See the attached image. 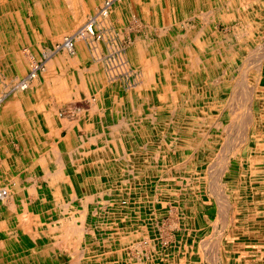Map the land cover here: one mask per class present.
<instances>
[{"label": "rangeland", "instance_id": "1", "mask_svg": "<svg viewBox=\"0 0 264 264\" xmlns=\"http://www.w3.org/2000/svg\"><path fill=\"white\" fill-rule=\"evenodd\" d=\"M41 1H43L41 2L43 4V6L41 7V9L43 8L41 19L45 21L44 23L41 22L40 17H38L35 13V9L37 7V2H35V0H0V102H2L4 98H7L8 94H11L12 91L18 88L19 84L34 70L35 66L37 67L38 65L43 64V61H46L44 56L46 51L49 52V50H57L56 47L58 45L60 46L65 37H69V35L71 36L72 34L67 33L68 36H66L67 34L63 35L62 33L60 34V37H55L58 31L62 28V25L60 26L62 22L57 21V15L52 9L51 3H49V1L47 3L44 0ZM87 1L88 0H86L85 2ZM104 1L106 2L108 0H92L93 9L91 8V12L88 17L86 16V20H89L90 16L92 18L94 15L103 10L105 6ZM127 1L128 6L123 13V21H121L120 19L122 15L120 16L119 11L118 13L113 12L110 19L108 21H104L108 23H105L106 27L103 24L104 22L101 23L102 25L100 24L104 33L99 32L95 39V41L98 42L101 47L98 59L104 57L103 61L106 64L108 75H113H111L112 79L107 82V84L109 85L106 86L104 83L95 80L93 82L92 89H94L95 93L100 94L101 99H103L102 92H107V90L109 93L107 92L106 94L112 95L113 100L122 101L120 99L124 97H126V99H132V101L128 99L126 103L124 102L125 107H120V110L122 108L123 111H126V113H124L125 118L127 119L126 121L133 124V132H130L128 134L131 141L134 137L135 142L139 143L140 147H133V150L131 151V146L129 148L127 147V150H125L124 147L119 144L114 145L113 143H110L111 146L109 148H107L105 151L100 152V154H97L98 156L108 158L107 160L114 158L119 159L121 158V155H126L124 154L126 151L128 156H126L128 163L126 165L122 164V166H115V168L113 169V172L116 173L123 171L122 176H120L119 174H115V176H113L115 189L112 188L113 184H109V179H111L112 175L108 172L107 168H102V170L99 171L100 174L93 177L94 185L92 186V190L89 188V184H93L91 183L92 181H87L84 189L78 188V186H76L77 183L75 182V171L79 168V164H82V167L84 169L83 171H90L89 167L93 164L94 166L96 165V158H93L92 155L91 158H89L85 153H89L90 150H96L97 147L96 145L90 144L92 149L90 147H82L77 151H69L68 156L70 158V163L68 164V166L66 165L64 167L66 168V174L64 178L66 180L65 184L67 188H76V190L74 191H76L77 195H79L80 198V200L77 201L69 197V193L67 194V192L62 188L61 182L56 183L52 181V183H47L46 180L35 181V179L32 178H35V176L44 178L43 173L45 172L46 164L40 166L33 165L32 168L34 173H32L30 176L18 175L17 179H19L17 182H19L21 178L20 181L22 182L21 184L25 189L24 191H26L27 188H31L35 190L36 193L39 194V196L36 197V195L38 194H32V196H30L32 197V200H27L25 197H17V199H15V201L11 203H15L14 205H16V207L14 210L19 211L15 214H13L14 212L12 213V211L9 213L7 212L6 218L0 220V264H264V75H262V70H264V0H243L240 2L241 5L238 4V2V5H236L235 2V8L230 7V5L228 4V2L230 3V0H211L212 4L210 6H207L208 8H206L204 0H181L179 1V4H177L176 0H160L155 1L157 2L156 6H152V0ZM101 2L102 4H100ZM158 2L160 3V5ZM246 2L247 6L245 5ZM142 4H144V6ZM165 6H167V8ZM95 8L98 9L96 10ZM161 8L164 10H162ZM149 11H151L150 14ZM248 11H251L252 14ZM207 12L209 15L207 14ZM148 14L152 18H149ZM115 18L119 20H116ZM126 18L127 23L124 22ZM205 18L206 21H204ZM152 19L155 20V23L154 21H150ZM112 20L114 22H112ZM115 20L117 22H115ZM149 22H151V24ZM237 26L241 28L239 30L237 29L238 31L241 30L240 33H238V31L236 30ZM250 27L253 29H251ZM201 31H204V35H201V38L199 37V40L195 41L194 37L196 36L197 38V35H199ZM161 33L165 34L162 35ZM184 33L188 35L191 33L193 40L189 39V37H184ZM214 36H216L218 40ZM175 37H177V44L173 45L171 44V40H173L172 38ZM204 37L206 38V40ZM227 38H229L230 40H226ZM207 40H209L208 43H211L208 44ZM241 40L242 42L239 43V41ZM201 42L207 43V46H204L205 50L201 49L202 47L199 46L200 44H202ZM156 45L158 46V48L156 47ZM128 47H130L131 49ZM136 47H139V49L142 47L143 49L145 48L146 53H148V55L150 56V58L152 57V59L155 56L154 51H156V53L160 52L159 54L161 55L163 61L164 59H167L163 62V64L160 60L156 62L154 59L152 60L149 57L142 58V61L140 55L135 51ZM188 47L193 48L192 50H195V52L197 53L196 54L194 52L195 55H198V57L201 56L202 59L211 58L210 62L202 61L200 63L202 64L201 67H199L200 65H198V69L196 68L195 72H191V67L188 68L186 59V49ZM182 48H184L183 51ZM223 48L224 50H226L224 51L225 53L223 55V59H225L226 62L224 64L218 63L217 65H220V67H218V69H216L215 71H212L214 74L210 78L202 75V67H207V69L212 70L215 67L214 60L216 62L221 61L218 57L219 53H217V51L219 52ZM14 50L17 51L15 52V55L17 54V57L14 56L15 60L10 61L9 54L13 53ZM63 50L60 51L63 52ZM161 50H163V52H161ZM234 50H236V52ZM29 52L31 53L32 59L28 63H26L27 65H25L24 68L21 64H19L20 59H22V63H24V58L27 57V53ZM132 52H134V55L131 54ZM175 52H177V55L175 54ZM59 53L60 52L56 54ZM126 53L129 55H126ZM90 55L93 56L91 53ZM132 55L134 57H132ZM171 56L173 58H171ZM95 57L97 58V56ZM135 59L137 60V63H135ZM35 60H37L36 63ZM129 60H131L132 62ZM175 60L177 61L176 63ZM33 62L36 65L33 64ZM173 64H175V68L173 67ZM210 64L211 67L209 68ZM91 66V61H89L88 64H84L81 59L76 64V67L80 69H85L86 67L89 68ZM76 67L72 74L76 73L79 70L76 69ZM166 67L168 69L167 71H164L166 70ZM258 67H261L260 73L258 72ZM173 69L175 70V72H173ZM143 70L146 72V74ZM161 70L164 74H166V77H162V79L157 77V75H163ZM38 72L40 74V69L38 70ZM172 74H174L175 76ZM185 74L187 77L185 76ZM146 75H148L149 77ZM168 75L170 78H168ZM224 79L227 80L223 81ZM143 81L146 83H143ZM187 81L189 82L187 83ZM149 82L150 85H147V83L149 84ZM160 83L163 84L161 85ZM209 83L212 84V87L210 91H207L208 93L206 92V94H210L211 91L213 92L218 90L221 85L224 89V87L228 83L234 84L233 91L231 90V86L230 88L226 86L225 90H227L228 92L223 96V99L225 98V100L223 101L222 99L221 101V99H216L215 97H213V99L211 98L209 105H206L205 107V105L199 103L197 99L200 98V95H205V86H209ZM134 84L137 85L135 86ZM140 85H144L142 87L143 89L139 87ZM170 85L171 87H169ZM82 87L83 86H80L79 89L76 90L79 96H76V98H70L67 101L68 103H65L64 105L62 104L55 106V108L57 107V109L61 110L60 113L63 118L68 119L69 122L78 123L80 128L77 130L80 132L84 130V126L88 122L87 119L82 118L81 115L85 113V110H90L89 107L91 106V104L88 103L90 102V100L88 99V95L85 91H83ZM138 88H140L141 90ZM145 90L147 91L145 92ZM261 90L263 91V93H259L261 92ZM151 91L154 96L152 95ZM155 94L159 96L164 94L166 99H160V96L159 101L158 99L156 101L157 97L155 96ZM170 94L172 95V97H169L171 96ZM173 96H175L174 98L176 99H174ZM146 97H150L151 99H147ZM191 97H194L195 99H192ZM172 98L174 101L172 100ZM150 100L151 102H149ZM160 100L163 102V104ZM158 104H162V106L167 107H174V105H177L176 108H178V110L180 111L179 113H177V115L181 116V120L179 119V116H174L171 119L172 121L169 120L170 117L166 112L158 110ZM130 105L133 106L134 109H138V111L140 110V105H142L144 109L143 113H138V111L130 112L128 110V107ZM2 106L3 103L0 104V110L3 109ZM188 106L189 108L193 107L194 109H196L195 112L187 113L186 108ZM126 107L127 109H125ZM210 116L213 119L210 118ZM208 117L209 119H207ZM182 119L184 120L182 121ZM211 120H214L215 123ZM96 121H98V119H96ZM111 121V115H109L106 119V122H108L109 124ZM114 121H118V119L116 118ZM208 121H210L211 123ZM189 123L194 125L195 128L193 129V131L185 134L182 133V130L184 131L186 129V125H189ZM1 125L2 124H0V141L2 143L4 141L9 142L8 135H6V133L2 130ZM197 125L200 127V130ZM163 128L165 130H163ZM144 129L148 131L144 132ZM176 129H179L181 133L178 134L177 132H179V130L175 131ZM149 131L151 132L149 133ZM175 132L177 134H175ZM199 133H201V136L199 135ZM97 134H99V132L95 131L89 136L91 138L95 137ZM186 134L187 136H185ZM146 137L147 139H145ZM175 137L179 138L177 139ZM186 137H188L189 139L191 137L193 141L201 140V137L203 139L201 143H198V146L188 149L186 147V144L183 143L187 139ZM108 139L111 140L110 135H108ZM104 140L105 137H100L99 143L101 144ZM175 141L177 143H175ZM10 146L20 150L15 145ZM38 146L42 147L41 143H37L36 147H32L34 148L33 150L29 149L30 152L28 153L31 154L32 151L33 156L38 157L36 158L37 160L40 158L38 155L39 152L40 156L42 155V157L43 154H45L43 147L40 150ZM110 150L112 151V153ZM158 151L160 152L158 153ZM155 152L156 154H153ZM21 153L22 151L20 150V153L18 154L21 155ZM139 153L141 155L140 186L145 185L147 189L153 183L157 188H159L160 186H166L165 190L168 194L171 191V195L169 197H163L160 193L155 191L152 195L145 198L146 196L144 193L142 194V196H140V212H133L131 210V200L121 196L127 194L130 197V195H132V187L137 185V183H135L133 179L136 169L131 159H135L136 154ZM157 153L158 155H160L159 157ZM162 153L165 155H163ZM18 154L17 157L20 158V155ZM195 155L198 157V160H193V158L196 157ZM251 155L252 157H255H253L254 160L252 159V157H249ZM129 156L132 158H130ZM161 156H164L163 158L165 160ZM177 156L180 158H177ZM71 158L73 161L71 160ZM142 158H144L145 160ZM189 158L191 160H189ZM168 160L170 162H168ZM239 160L241 162L240 164ZM177 162L178 164L179 162H181L182 164H177V166ZM75 163L77 165H75ZM213 163L215 165H213ZM249 163L251 164V166ZM205 168H209V170ZM48 169L49 171L54 172L56 171L57 166L54 163H50L48 165ZM37 170L41 171L39 173H36ZM193 171L195 172L193 173ZM198 171L199 176L196 174L198 173ZM84 177L83 179L86 180L87 177ZM125 177H130L129 179L133 180V182L121 185L120 183L122 182V178ZM25 178L32 179L26 181L22 180ZM148 180L151 181V185L148 183ZM177 181H179V184L177 183ZM186 182H189L190 184H187ZM214 185L215 190L213 189ZM235 185L239 186L237 187V191L235 190ZM1 186L8 187L7 184ZM51 191H58L60 192L59 195L65 196V208L68 209L66 210L69 211L72 216H75L77 214V218L75 217L77 219V233L73 237L74 241H71L72 243L68 242L67 245L61 242H59L58 244L56 238L45 240L50 244V255L41 258L40 255L34 254V248L42 246V244H40V241L44 240H41L38 236L39 232L41 228L47 225L51 219H57V214L59 212H52L51 208H49L44 213H42V208L41 210H38V208H36L37 210H35L34 206L40 204L42 197H47L48 203L52 204L55 199L53 198L54 195H52ZM102 194L104 195L102 196ZM22 195H24V192H22ZM9 198L8 200L4 201L5 204H7V202H10L11 197ZM42 201L43 204L46 203L44 199ZM1 202L2 201H0V205L2 204ZM191 202H193V204ZM216 203L219 205H216ZM23 204H29L27 206L29 211L31 212L29 213L31 214V216L27 214L28 209L23 208ZM186 205L189 206L187 207ZM218 207L221 208L219 209ZM48 211H50V220L46 215ZM95 211H98L99 214L94 213ZM73 213L76 214L73 215ZM109 215L113 217V220L111 219L108 221L107 217H109ZM0 217L3 216L1 215ZM198 220L199 227L193 226V222ZM110 221H112V223ZM109 225H113L116 227L118 226L119 228L123 229L124 242H118L116 246L112 247V243L110 244L111 239L109 236ZM89 229L90 232H88ZM93 230L97 232L96 235ZM85 231L88 232V235ZM92 231L93 233H91ZM35 237L40 239L38 243H35L36 241H38L35 239ZM191 239L197 241L196 245L192 243ZM56 243L57 245L55 246ZM93 245H96V247H94ZM74 252L78 253L75 254ZM245 252H247V254Z\"/></svg>", "mask_w": 264, "mask_h": 264}, {"label": "bare ground", "instance_id": "2", "mask_svg": "<svg viewBox=\"0 0 264 264\" xmlns=\"http://www.w3.org/2000/svg\"><path fill=\"white\" fill-rule=\"evenodd\" d=\"M46 3L49 1V3H51L52 5V9L55 11L56 15H57V21H60L62 22V24H60V26L62 25V28L61 30L58 31V33L56 34L55 37H60V34L63 33V35H66L67 33H72L71 36L69 35V37H65L64 41L63 40H60V41H63L60 46L56 47L57 50L55 51H50L47 52L44 54L45 56V59L46 61H43V64L41 65H38L37 67L35 66L37 60H35V63L33 62V64H35V68L34 70L19 84L18 88L14 91L11 92V94H8V97L7 98H4L2 100L1 103H3V109L0 110V124L1 127H2V130L6 133V135H8V138L12 141H15V140H18L20 142L21 145H25L27 143L31 144L30 148L33 147V146H37V143L39 141L42 142L43 144V148H44V151H45V154H43V157L42 155L40 156L39 155V159L34 160V164L35 165H44L46 164V168H45V172L43 173V176H44V179L47 181V183H52V181L54 182H61L62 183V188L67 192V194L69 193V197L73 200H80L79 198V195H77L76 191V188H73V189H69L66 187V180H65V169L64 168L66 165L68 166V164L70 163V158L68 156L69 154V151H77L79 149H81L82 147H87V146H90V144H97V142H99V138L100 137H105V140H104V146L101 147L99 146V148H97L96 150H90L89 153H85L88 155L89 158H91V155L93 156V158H96V165L94 166L91 165L89 167L90 171L86 170V171H83V167H82V164H79L80 166H78L79 168L76 169V173L74 174L75 177V182L77 183L76 186H78V188H82L84 189L85 188V185L87 184V181H92L91 183H93L92 185L89 184V188L92 190V186L94 185V179L93 177L94 176H97L99 173V171L102 170V168H107L108 172L112 175L111 179L110 180V183L109 184H113L112 188L115 189V185H114V180H113V176H115V174H119L120 176H122L123 174V171L119 172V173H116V172H113V169L115 168V166H119L122 164L123 165H126L128 163L127 161V153L125 151L124 154H126L125 156H122L121 155V158L119 159H109L107 160L108 158H105V157H102V156H98L97 154H100V152L102 151H105L107 148H109L111 145L110 143L116 145V144H119L121 145L122 147H124L125 150H127V147L129 148L131 146V151L133 150V147H140V144L135 142L134 140V137H133V140L131 141L130 137H129V133L130 132H133L132 131V127H133V124H131V122H128L126 121L127 119L125 118V115L124 113H126V111H123L122 108L120 110V107H125L124 105V102L126 103L127 100L129 98L126 99V97L124 98H121L120 100L122 101H117V100H113V96L111 95V99H112V105H111V108H110V112H111V116H112V121L106 126V129L108 130L107 132L105 133H100V135L98 136H95V137H89V136H85L83 134H80L78 131H70L69 134L67 135V137L63 138L62 135H61V132L63 131V129H65V127L67 126L66 125V122H64V124L61 122V121H65V120H62L64 119L63 116L61 115V110L60 109H57V107L55 108V104H58V105H64L65 103H68L67 101L70 99V98H73L76 96H79L78 93L76 92L77 89H79L80 86H83L82 88L88 93V99L90 100V103L91 106L89 107L90 110H85L81 117L82 118H86L87 119V124L85 126V130L89 131L91 130L93 127H97L99 123H104L103 119L101 122H98L96 121V118L94 117V115L96 114H102V111L104 110L105 108V103L103 102V99H101V96L100 94L96 93V94H93L92 91H91V85H93L92 83L95 81V80H99L101 83H104L106 86L109 85L107 84L108 81H110L112 79V76L113 74L111 75H108V72H107V69H106V64L104 63L103 61V58L101 59H98L99 57V53H100V50H101V47H100V44L98 42L95 41L96 39V36L98 35V33H102L103 30L100 26V24L104 21H108L112 15V13H118L120 11L121 13V9L122 8H125V5L126 3L128 2L127 0H108V1H104L105 2V6L103 8V10H99L100 12L97 13L96 15H94L92 18L91 16L89 17L90 19L89 20H86V16L88 17V15L90 14L91 12V8H92V0H88L87 2H85L86 0H44ZM116 1V2H115ZM140 1V0H139ZM152 6H156L157 2L155 1H160V0H152ZM162 1V0H161ZM179 1L181 0H176L177 4H179ZM198 1V0H197ZM203 1V0H202ZM243 1V0H230V3L228 2V4L230 5V7H234L235 6V2H236V5L240 4V2ZM249 1V0H247ZM35 2H37V7H36V15L38 17H40V20L42 23H44L45 21L41 19V16L43 14V8L41 9V7L43 6V4L41 2V0H35ZM115 2V3H114ZM215 2V1H213ZM238 2V4H237ZM251 2V1H250ZM84 3V4H83ZM110 3V4H109ZM159 3V2H158ZM223 3V2H222ZM249 3V2H248ZM95 4V3H94ZM93 4V5H94ZM102 4V2L100 3ZM148 4V3H147ZM146 4V5H147ZM150 4H151V1H150ZM198 4V3H197ZM196 4V5H197ZM204 4L206 5V8H208L207 6H210L212 4V1L211 0H204ZM227 4V5H228ZM244 4V3H243ZM144 6V4H142ZM160 5V3H159ZM191 5V4H190ZM204 5V6H205ZM241 5V4H240ZM245 5L247 6V2L245 3ZM252 5V4H251ZM255 5V4H254ZM259 5V4H258ZM148 6V5H147ZM151 6V5H150ZM192 6V5H191ZM195 6V5H193ZM202 6V5H201ZM244 6V7H246ZM94 7V6H93ZM167 8V6H165ZM109 8V9H108ZM204 8V7H203ZM212 8V7H211ZM216 8V7H215ZM218 8V6H217ZM235 8V7H234ZM93 9V8H92ZM96 9V8H95ZM98 9V8H97ZM96 9V10H97ZM155 9V8H154ZM162 9V8H161ZM178 9V8H177ZM210 9V8H209ZM222 9V8H221ZM146 10V9H145ZM164 10V9H162ZM168 10V9H167ZM173 10V9H172ZM202 10V8H201ZM211 10V9H210ZM220 10V8H219ZM95 11V10H94ZM176 11V10H175ZM209 11V10H208ZM93 12V11H92ZM144 12V10H143ZM142 12V13H143ZM151 11H149V14H150ZM162 12V11H161ZM164 12V11H163ZM168 12V11H167ZM210 12V11H209ZM233 12V11H232ZM249 13L252 14L251 11H248ZM154 13V12H153ZM165 13V12H164ZM204 13V12H203ZM248 13V15H249ZM148 14V15H149ZM206 14V13H205ZM208 14V12H207ZM232 14V13H231ZM246 14V13H245ZM147 15V16H148ZM162 15V14H161ZM165 15V14H164ZM203 15V14H202ZM209 15V14H208ZM222 15V14H220ZM233 15V14H232ZM247 15V14H246ZM119 16V15H118ZM145 16V15H144ZM214 16H215V13H214ZM155 17V16H154ZM162 17V16H161ZM193 17V16H192ZM205 17V16H204ZM223 17V16H222ZM149 18H152L150 15H149ZM147 18V19H149ZM208 18V17H207ZM244 18H245V15H244ZM176 19V18H175ZM214 19V17H213ZM217 19V18H216ZM215 19V20H216ZM247 20V19H246ZM151 22L154 21L155 23V20H150ZM170 21V20H169ZM206 21V18L205 20ZM208 21V20H207ZM110 22V21H109ZM112 22H114L112 20ZM151 22H149L151 24ZM260 22V21H259ZM106 22H104L103 24L105 25ZM237 23V22H236ZM108 24V23H106ZM149 24V25H150ZM153 24V23H152ZM161 24V23H160ZM208 24V23H207ZM102 25V24H101ZM111 25V24H110ZM179 25V24H178ZM242 25V24H241ZM240 25V26H241ZM246 25V24H244ZM252 25V24H251ZM236 26V25H235ZM247 26H248V23H247ZM106 27V25H105ZM205 27V26H204ZM243 27V26H242ZM251 28V27H250ZM108 29V27H107ZM202 29V28H201ZM239 30L241 28H239V26H237L236 30ZM244 29V28H243ZM253 29V28H251ZM165 30V29H164ZM191 30V29H190ZM206 30V29H205ZM237 30V31H238ZM48 31V30H47ZM108 31V30H107ZM189 31V30H188ZM197 31V30H196ZM236 31V32H237ZM243 31V30H242ZM150 32V31H149ZM192 32V31H191ZM240 31H238V33H240ZM245 32V31H244ZM243 32V33H244ZM65 33V34H64ZM104 33V32H103ZM210 33V31H209ZM162 34V33H161ZM165 34V33H163ZM162 34V35H163ZM185 34V33H184ZM245 34V33H244ZM178 35V33H177ZM176 35V36H177ZM188 34H185L184 37H189V39L193 40L192 38V34L190 33L188 36ZM201 35L203 36L204 35V31H201L199 33V35H197V38L196 36L194 37L195 41H198L199 40V37L201 38ZM211 35V34H210ZM213 35V34H212ZM68 36V34L66 35ZM206 36V35H205ZM105 37V36H104ZM216 37V36H214ZM64 38V37H63ZM183 38V37H181ZM205 38V37H204ZM209 38V37H208ZM217 38V37H216ZM60 39V38H59ZM61 39H62V36H61ZM173 40H171V44L173 45H176L177 44V37L175 38H172ZM242 39V38H241ZM206 40V38H205ZM218 40V38H217ZM226 40H230L229 38H227ZM239 40V39H238ZM237 40V41H238ZM163 41V40H162ZM181 41V40H179ZM59 42V40H58ZM143 42V41H142ZM168 42V41H167ZM200 42V41H199ZM209 42V40H207V43ZM214 42V41H213ZM220 42V40H219ZM225 42V41H224ZM230 42V41H229ZM242 42L239 41V43ZM202 44H200L199 46L202 47L201 49L205 50L204 49V46L206 47L207 46V43L206 42H201ZM211 43V42H210ZM208 43V44H210ZM215 43V42H214ZM213 43V44H214ZM223 43V41H222ZM138 44V43H137ZM150 44V43H149ZM152 44V43H151ZM159 44V43H158ZM168 44V43H166ZM229 44V43H228ZM238 44V43H237ZM133 45V43H132ZM233 45V44H232ZM16 46V45H15ZM144 46V45H143ZM172 46V45H171ZM227 46H230V45H227ZM234 46V45H233ZM17 47V46H16ZM37 47V46H36ZM145 47V46H144ZM150 47V46H149ZM156 47L158 48V46L156 45ZM165 47V46H163ZM170 47V46H169ZM179 47V46H178ZM185 47V46H184ZM223 47V45H222ZM40 48V47H39ZM130 48V47H128ZM132 48V46H131ZM130 48V49H131ZM155 48V47H154ZM160 48V47H159ZM217 48V47H216ZM220 48V47H219ZM225 48V47H224ZM224 48L221 50V51H217V53H219V58L221 61H215V67L212 69V70H209L207 69V67H202V75L206 76L207 78H210L214 73L212 71H215L216 69H218V67H220V65H217L218 63H222L224 64L226 62L224 58ZM231 48V47H229ZM46 49V48H45ZM49 49V48H47ZM64 49V50H63ZM165 49V48H164ZM193 48L191 47H188L186 49V55H187V66L188 68H190L192 71L191 72H195L196 68L198 67V65H200L199 67H201L202 64H200L202 61H205V62H210V59H202L201 56L198 57V55L196 56L195 55V50L193 51L192 50ZM43 50V49H41ZM60 50H63L60 51ZM115 50V49H114ZM171 50V49H170ZM174 50V49H173ZM172 50V51H173ZM184 50V48H182V51ZM230 50V49H229ZM32 51V50H31ZM127 51V50H126ZM133 51V50H132ZM136 53L140 55V58L141 60L143 61L142 58H150V56L148 55V53H146V50L145 48L143 49L139 47H136ZM150 51V50H149ZM152 51H153V48H152ZM160 51V50H159ZM181 51V52H182ZM236 52V50H234ZM233 51V52H234ZM15 52H17L16 50L13 51V53H10L9 54V59L10 61H14L15 60ZM60 52L59 54H56ZM128 52V51H127ZM151 52V51H150ZM161 52H163V50H161ZM179 52V51H178ZM195 52V53H194ZM232 52V53H233ZM44 53V52H43ZM42 53V54H43ZM90 53L94 56V60H93V56L90 55ZM160 52L156 53V51H154V60L157 62L158 60H160L163 64V62L167 59H163L161 58V55L159 54ZM167 53V51H166ZM173 53V52H172ZM177 52H175L176 54ZM185 53V52H184ZM203 53V52H202ZM212 53H213V50H212ZM211 53V54H212ZM216 53V52H215ZM239 53V51H238ZM237 53V54H238ZM33 54V53H32ZM131 54L134 55V52H132ZM197 54V53H196ZM234 54V53H233ZM232 54V56H233ZM102 55V54H101ZM126 55H129L126 53ZM132 55V57H134ZM177 55V54H176ZM203 55V54H202ZM97 56V58L95 57ZM119 56V55H118ZM131 56V55H130ZM165 56V55H164ZM182 56V55H181ZM185 56V55H184ZM183 56V58H184ZM2 57V56H1ZM17 57V56H16ZM180 57V56H179ZM212 57V55H211ZM235 57V56H234ZM44 58V57H43ZM127 58V57H126ZM171 58H173L171 56ZM182 58V59H183ZM4 59V58H3ZM32 59V56H31V53H27V57L24 58V63H22V59H20V63L22 65V67L25 68V65H27L26 63H28L30 60ZM82 60V62L84 64H88L89 61H91L92 63V66L89 67V68H85V69H80V68H77L76 67V64L78 63L79 60ZM137 59V58H136ZM135 59V63H137V60ZM152 59V57L150 58ZM152 59V60H153ZM238 59V58H236ZM108 60V59H107ZM116 60V59H115ZM133 60V59H132ZM172 60V59H171ZM178 60V59H176ZM175 60V63L177 62ZM181 60V58H180ZM219 60V59H218ZM34 61V60H33ZM131 61V60H129ZM169 61V60H167ZM166 61V62H167ZM235 61V60H234ZM8 62V61H7ZM39 62V61H38ZM113 62V61H112ZM132 62V61H131ZM174 62V60H173ZM181 62V61H180ZM184 62V61H183ZM233 62V61H232ZM109 63V62H107ZM143 63V62H141ZM145 63V62H144ZM160 63V62H159ZM40 64V63H39ZM167 64V63H166ZM214 64V63H213ZM111 65V64H109ZM139 65V64H138ZM151 65V64H150ZM149 65V66H150ZM157 65V64H156ZM174 68L176 67L175 64H173ZM144 66V65H143ZM159 66V65H158ZM172 66V65H171ZM226 66V65H224ZM8 67H11V66H8ZM21 67V66H20ZM79 69L76 73L72 74L74 69ZM140 67V66H139ZM146 67V66H145ZM162 67V66H161ZM211 67V64L209 66V68ZM32 68V67H31ZM153 68V66H152ZM40 69V74L38 72V70ZM113 69V67H112ZM146 69V68H145ZM150 69V67H149ZM158 69V68H157ZM162 69V68H160ZM165 69V68H164ZM167 67H166V70L164 71H167ZM198 69V68H197ZM220 69V68H219ZM12 70V69H11ZM10 70V71H11ZM153 70V69H152ZM174 70V69H173ZM187 70V69H186ZM225 70V68H224ZM261 67H258V72L260 73L261 71ZM13 71V70H12ZM27 71V70H26ZM97 71V72H96ZM117 71V70H116ZM144 71V70H143ZM150 71V70H149ZM154 71V70H153ZM162 71V70H161ZM169 71V70H168ZM211 71V72H210ZM219 71V70H217ZM263 73L262 75H264V70H262ZM142 72V71H141ZM145 72V71H144ZM175 72V70L173 71ZM183 72V71H182ZM92 73V74H91ZM116 73V72H114ZM119 73V72H118ZM163 73V71H162ZM204 73V74H203ZM218 73V72H217ZM110 74V72H109ZM146 74V72H145ZM161 74V73H159ZM169 74V72H168ZM195 74V73H194ZM24 75V74H23ZM123 75V74H121ZM143 75V74H142ZM149 75V73H148ZM146 75V76H148ZM174 75V74H172ZM178 75V74H177ZM257 75V74H256ZM127 76V75H126ZM171 76V75H170ZM175 76V75H174ZM186 76V74H185ZM184 76V77H185ZM222 76V75H221ZM149 77V76H148ZM153 77V76H152ZM158 78L162 79V77H166V74L163 73V75L159 76L157 75ZM180 77V76H179ZM187 77V76H186ZM11 78V77H10ZM119 78V77H118ZM168 78L169 75H168ZM257 78V77H256ZM261 78V77H260ZM259 78V79H260ZM263 78V76H262ZM115 79V78H114ZM152 79V78H151ZM179 79V78H178ZM177 79V80H178ZM189 79V78H188ZM11 80V79H10ZM165 80V78H164ZM175 80V78H174ZM176 80V81H177ZM191 80V79H190ZM227 80V79H226ZM225 79L223 81H226ZM264 80V79H263ZM114 81V80H113ZM126 81V80H125ZM160 81V80H159ZM167 81V80H166ZM170 81V80H169ZM174 81V82H176ZM120 82V81H119ZM156 82V81H155ZM173 82V83H174ZM180 82V81H178ZM189 81H187L188 83ZM193 82V81H192ZM123 83V82H122ZM143 83H146L143 81ZM11 84V82H10ZM161 85L163 83H160ZM169 84V83H168ZM175 84V83H174ZM224 84V83H223ZM111 85V84H110ZM135 85V84H134ZM137 85V84H136ZM135 85V86H136ZM147 85H150V82L149 84L147 83ZM172 85V83H171ZM171 85L169 87H171ZM218 85V84H217ZM216 85V86H217ZM221 85V84H220ZM144 86V85H143ZM142 85H140L139 87H143ZM178 86V84H177ZM176 86V87H177ZM226 86H228L230 88L231 86V90L233 91V86L234 84H226ZM225 86V87H226ZM105 87V86H104ZM130 87V86H129ZM134 87V86H133ZM150 87V86H148ZM164 87V86H162ZM206 89L204 91L205 95H200V98L197 99V101H199V103H201L202 105H209V102L211 101V98L213 99V97H215L216 99H223V96L228 92L227 90H225V87L223 89L222 85L221 87L216 90V91H211L210 94H206L207 91H210L211 87H212V84L209 83V86L206 85L205 86ZM214 87V86H213ZM145 88V87H144ZM179 88V87H178ZM182 88V86H181ZM134 89V88H133ZM140 89V88H138ZM143 89V88H142ZM163 89V88H162ZM173 89V88H172ZM177 89V88H176ZM93 90V89H92ZM104 90V89H102ZM107 90V89H106ZM130 90V89H129ZM141 90V89H140ZM148 90V89H147ZM145 90V92L147 91ZM151 90V89H150ZM154 90V89H153ZM180 90V89H179ZM260 91V90H259ZM108 92V90H107ZM155 92V91H154ZM160 92V90H159ZM200 92H203V91H200ZM109 93V92H108ZM152 93V91H151ZM162 93V92H161ZM172 93V92H171ZM198 93V92H197ZM208 93V92H207ZM259 93H263V91L261 90V92ZM104 93L102 92V95ZM160 94V93H159ZM117 95V94H116ZM148 95V94H147ZM153 95V93H152ZM171 95V94H170ZM177 95V93H176ZM179 95V94H178ZM197 95V94H196ZM52 96V97H51ZM125 96V95H124ZM140 96V95H139ZM154 96V95H153ZM155 96L157 97L156 98V101L158 99L159 101V97L160 99H166V97L163 95H156ZM56 97V98H55ZM169 97H172L169 96ZM175 96H173L174 98ZM177 97V96H176ZM53 98V99H52ZM80 98V97H79ZM95 98V99H94ZM147 98V97H146ZM172 98V100H173ZM192 98V97H191ZM194 98V97H193ZM192 98V99H193ZM56 99V100H55ZM147 99H151L150 97L147 98ZM176 99V98H174ZM179 99V98H178ZM188 99V98H187ZM195 99V98H194ZM72 100V99H71ZM132 101V99H129ZM155 100V99H153ZM171 100V99H170ZM225 100V98L223 99V101ZM76 101V100H75ZM88 101V100H87ZM147 101V100H146ZM161 101V100H160ZM174 101V100H173ZM208 101V102H207ZM51 102V103H50ZM99 102V103H98ZM151 102V100L149 101ZM155 102V101H154ZM214 102V101H213ZM132 103V102H131ZM156 103V102H155ZM154 103V104H155ZM160 103V102H159ZM161 103L163 104V102L161 101ZM169 103V102H168ZM174 103V102H173ZM172 103V104H173ZM74 104V103H73ZM141 104V102H140ZM158 104V110H161L163 112H166L170 119L171 120L174 116H179L177 115V113H179L180 111L178 110V108H176V106L174 105V107H167V106H162ZM165 104V103H164ZM180 104V103H179ZM194 104V103H192ZM167 105V104H166ZM257 105V104H256ZM259 105V104H258ZM73 106V105H71ZM88 106V105H87ZM104 106V108H103ZM127 106V105H126ZM131 106V105H130ZM128 107V110L131 112V111H138V109H134L133 106L131 107ZM157 106V105H155ZM195 106V105H194ZM85 107V106H84ZM183 107V106H182ZM185 107V106H184ZM211 107V106H210ZM63 108V107H62ZM81 108V107H80ZM156 108V107H155ZM224 108V107H223ZM222 108V109H223ZM86 109V108H85ZM127 109V107L125 108ZM70 110V109H69ZM143 106L140 105V110L138 111V113H143ZM196 109H194L193 107H190L189 106L186 108V112L187 113H194ZM205 110V109H204ZM68 111V110H67ZM203 111V110H202ZM155 112V111H154ZM205 112V111H204ZM222 112V110H221ZM260 113V112H259ZM80 114V113H79ZM128 114V113H127ZM217 114V113H215ZM220 114V112H219ZM218 114V115H219ZM237 114V113H236ZM138 115V114H137ZM150 115V114H149ZM185 115V114H184ZM190 115V114H189ZM152 116V114H151ZM198 116V115H197ZM204 116V114H203ZM247 116V115H245ZM104 117V116H102ZM149 117V116H147ZM196 117V115H195ZM257 117V116H255ZM62 118V119H61ZM118 119V121H114L115 119ZM125 118V119H124ZM138 118V117H137ZM145 118V116H144ZM199 118V117H198ZM196 118V119H198ZM210 118H212L210 116ZM3 119V120H2ZM95 119V120H94ZM143 119V118H142ZM153 119V117H152ZM179 119L181 120V116H179ZM202 119V118H201ZM209 119V117L207 118ZM213 119V118H212ZM131 120V119H130ZM137 120V119H136ZM148 120V119H147ZM184 119H182L183 121ZM188 120V119H187ZM195 120V119H194ZM152 121V120H151ZM172 121V120H171ZM170 121V122H171ZM176 121V120H175ZM214 122V120H211ZM69 122V121H68ZM162 122V121H161ZM210 122V121H208ZM4 123V124H3ZM134 123V122H133ZM139 123V122H137ZM152 123V122H151ZM166 123V122H165ZM169 123V122H168ZM211 123V122H210ZM215 123V122H214ZM223 123V122H222ZM178 124V123H177ZM213 124V123H212ZM218 124V123H216ZM215 124V125H216ZM69 125H71V123L69 122ZM149 125V124H148ZM198 126V125H197ZM201 126V125H200ZM217 126V125H216ZM47 128L48 130H50L49 132L47 133H40L39 131H42V128ZM139 127V126H137ZM155 127V126H154ZM153 127V128H154ZM159 127V126H158ZM168 127H169V124H168ZM199 127V126H198ZM218 127V126H217ZM255 127V125H254ZM171 128V127H170ZM183 128V127H182ZM194 125L189 123V125L187 124L186 125V129L183 131L182 130V133H190L193 131L194 129ZM57 129H60L57 133H56V130ZM69 129V128H67ZM141 129V128H140ZM150 129V128H149ZM160 129V128H159ZM218 129V128H217ZM124 130V132H123ZM139 130V129H138ZM157 130V129H155ZM163 130H165L163 128ZM167 130V129H166ZM173 130V129H172ZM179 130V129H178ZM177 129L175 131H178ZM199 130H200V127H199ZM203 130V129H202ZM1 131V130H0ZM145 131H148V130H145L144 129V132ZM174 131V130H173ZM195 131V130H194ZM198 131V130H197ZM143 132V133H144ZM151 131H149L150 133ZM162 132V131H160ZM148 133V132H147ZM168 133V132H167ZM174 133V132H172ZM170 133V134H172ZM178 134H180V130L179 132H177ZM175 132V134H177ZM197 133V132H196ZM204 133V132H203ZM145 134V133H144ZM166 134V133H164ZM201 133H199L200 135ZM108 135L111 136V140L108 139ZM157 135V134H156ZM3 136V135H2ZM138 136V135H137ZM150 136V135H149ZM166 136V135H164ZM162 136V137H164ZM169 136V135H168ZM172 136V135H170ZM187 136V134L185 135ZM190 136V135H188ZM201 136V135H200ZM156 137V136H154ZM180 137V136H179ZM179 137H175V138H179ZM207 137V136H206ZM150 138V137H149ZM153 138V137H152ZM172 138V137H171ZM182 138V137H181ZM187 139L183 142L184 144H186V147L189 149V148H193V147H196L198 146V143L202 141V137H201V140H198V141H193L192 138L190 137V139L188 137H186ZM257 138V137H256ZM90 139V140H89ZM136 139V138H135ZM147 139V137L145 138ZM151 139V138H150ZM155 139V138H154ZM164 139V138H163ZM176 139V140H177ZM184 139V138H183ZM199 139V138H198ZM205 139V138H204ZM102 140V139H101ZM159 140V139H158ZM162 140V139H161ZM145 141V140H144ZM152 141V140H150ZM1 142V141H0ZM148 142V141H147ZM165 142V141H164ZM175 143H177L175 141ZM203 143V142H202ZM147 144V143H146ZM151 144V143H150ZM158 144V143H157ZM171 144V143H170ZM181 144V143H180ZM208 144V143H207ZM169 145V144H168ZM150 146V145H149ZM159 146V145H158ZM171 146V145H170ZM175 146V145H174ZM181 146V145H180ZM184 146V145H183ZM203 146V145H202ZM208 146V145H207ZM210 146V144H209ZM208 146V147H209ZM169 147V146H168ZM177 147V146H176ZM29 147H26V150H23V152L25 153H29ZM151 148V147H150ZM155 148V147H154ZM181 148V147H180ZM211 148V147H210ZM174 149V148H172ZM195 149V148H194ZM193 149V150H194ZM220 149H221V145H220ZM223 149V148H222ZM129 150V151H130ZM143 150V149H142ZM192 150V151H193ZM203 150V149H202ZM111 151V150H110ZM147 151V150H146ZM152 151V150H151ZM150 151V152H151ZM173 151V150H172ZM197 151V150H196ZM148 152V153H150ZM160 151H158L159 153ZM163 152V151H161ZM166 152V151H165ZM175 152V150H174ZM75 153V152H74ZM112 153V151H111ZM117 153V152H116ZM132 153H135V152H132ZM137 153V152H136ZM147 153V154H148ZM157 153V155H158ZM171 153V152H170ZM178 153V151H177ZM81 154V153H80ZM142 154V153H141ZM153 154H156L153 153ZM163 154V153H162ZM175 154V153H174ZM173 154V155H174ZM180 154V153H179ZM193 154V153H192ZM31 155V154H30ZM129 155V154H128ZM134 155V154H133ZM165 155V154H163ZM176 155V154H175ZM160 155H158L159 157ZM194 156V155H192ZM191 156V157H192ZM196 156V155H195ZM202 156V155H201ZM85 157V156H83ZM128 157V156H127ZM130 157V156H129ZM140 153L139 154H136V158L133 159L132 158L131 160L133 161V165L135 167V176L133 177L135 183H137V185L133 186L132 187V195H130V197L125 194V195H122L121 197H126L128 198L129 200H131V210L133 212H140V196H142V194L145 193V198H147L148 196L152 195L155 191H157L158 193H160L163 197H169L171 194L169 192V194L167 193V191L165 190V187H162L160 186L159 188L155 187V184L151 185V181L148 180V183L151 185L148 189L145 185H142L140 186ZM148 157V156H147ZM162 157V156H161ZM164 157V156H163ZM162 157V158H163ZM170 157V155H169ZM168 157V158H169ZM190 157V156H189ZM208 157V156H207ZM249 157H252L249 156ZM254 157V156H253ZM252 157V159H253ZM155 158V157H154ZM161 158V159H162ZM177 158H180L177 156ZM255 158V157H254ZM144 159V158H142ZM164 159V158H163ZM198 160V157H194L193 160ZM213 159V158H212ZM211 159V160H212ZM250 159V158H249ZM258 159V157H257ZM72 160V158H71ZM88 160V159H87ZM129 160V159H128ZM145 160V159H144ZM165 160V159H164ZM189 160H191L189 158ZM242 160V159H240ZM239 160V164L241 163ZM254 160V159H253ZM73 161V160H72ZM90 161V160H89ZM130 161V160H129ZM155 161V160H154ZM122 162V163H121ZM147 162V161H145ZM157 162V161H156ZM164 162V161H163ZM168 162H170L168 160ZM188 162V161H186ZM217 162V161H216ZM215 162V164H216ZM250 162V161H249ZM17 163H19V160L17 159ZM50 163H54L56 166H57V169L56 171L52 172V171H49L48 169V165ZM88 163V162H87ZM99 163V164H98ZM150 163V162H149ZM154 163V162H153ZM181 162H178L176 163V165H180ZM211 163V161H210ZM74 164V163H73ZM157 164V163H156ZM182 164V163H181ZM200 164V163H199ZM198 164V165H199ZM209 164V163H208ZM213 163V165H215ZM250 164V163H249ZM75 165H77L75 163ZM131 165V164H130ZM143 165V164H142ZM177 165V166H178ZM197 165V164H196ZM202 165V164H201ZM210 165V164H209ZM212 165V164H211ZM43 166V167H45ZM132 166V165H131ZM144 166V165H143ZM150 166V164H149ZM160 166V165H158ZM208 166V165H206ZM251 166V164H250ZM42 167V166H41ZM146 167V165H145ZM154 167V166H153ZM162 167V166H161ZM185 167V166H184ZM197 167V166H195ZM211 167V166H210ZM179 168V167H178ZM187 168V167H186ZM35 169V167H34ZM205 169H208L209 168H205ZM33 170V168H32ZM43 170V169H42ZM191 170V169H190ZM35 171V170H34ZM188 171V170H187ZM43 172V171H42ZM195 171H193L194 173ZM205 172V171H204ZM207 172V171H206ZM222 172V171H221ZM107 173V172H106ZM187 173V172H186ZM261 173V172H260ZM127 174V173H126ZM197 175L199 174V171L198 173H196ZM132 175V174H131ZM172 175V173H171ZM191 175V174H190ZM189 175V177H190ZM202 175V174H201ZM85 176V177H84ZM192 176V175H191ZM199 176V175H198ZM197 176V177H198ZM224 176V175H223ZM87 177L86 180L83 179ZM161 177V176H160ZM159 177V178H160ZM208 177V176H207ZM206 177V178H207ZM130 178V177H129ZM127 177L125 178H122V182L120 183L121 185L122 184H128L130 182H133V180L129 179ZM252 178V177H251ZM19 179V178H18ZM108 179V177H107ZM169 179V178H168ZM191 179V178H190ZM204 179V178H203ZM253 179V178H252ZM250 179V180H252ZM261 179V178H260ZM21 180V178H20ZM19 180V182L16 181V183H7V186L8 187H2L0 186V201L4 202L6 200H8L9 197H11V202L15 201V199H17V197H20L22 195V192H24V187L22 186V182ZM181 180V179H180ZM36 181V180H35ZM43 181V180H42ZM86 181V182H85ZM160 181V180H159ZM194 181V180H193ZM202 181V180H201ZM205 181V180H204ZM235 181V180H234ZM238 181V180H237ZM260 181V180H259ZM179 181H177L178 183ZM190 182V181H189ZM187 183V184H190V183ZM199 182V181H198ZM38 183V182H37ZM42 183V182H41ZM116 183V182H115ZM213 183V182H212ZM132 184V183H131ZM179 184V183H178ZM203 184V183H202ZM206 184V183H205ZM204 184V185H205ZM199 185V184H198ZM209 185V184H208ZM213 185V184H212ZM219 185V183H218ZM34 186V185H33ZM130 186V185H129ZM181 186V185H180ZM187 186V185H186ZM185 186V187H186ZM142 187V188H140ZM193 187V186H192ZM191 187V188H192ZM206 187V186H204ZM215 185L213 186V189L215 190ZM235 187V190L237 191V187L239 186H234ZM54 188V187H53ZM61 188V187H60ZM107 188V187H106ZM110 188V187H109ZM51 189V188H50ZM79 189V190H80ZM122 189V188H121ZM193 189V188H192ZM199 189V188H198ZM212 189V188H211ZM27 190L29 191V193L32 195V194H38L36 193L35 190L31 189V188H27ZM181 190V189H180ZM190 190V188H189ZM203 190H206V189H203ZM220 190V189H219ZM59 191V190H58ZM58 191H51L52 195H54V199L55 201L52 203V204H49L48 203V200H47V197H42L41 198V201H40V204L38 205H35L34 206V209L37 210L36 208H38V210H41L42 208V213H44L47 209L51 208L52 212L54 211H58L59 213L57 214V219L55 220H50V217H49V214H50V211H48L46 213V215L49 217V222L47 225H45L43 228H41L40 232H39V237L40 239H44L42 241H40L39 238H36V241L35 243H38L40 241V244H42V246L40 247H35L34 248V254H38L41 256V258L43 257H47L50 255V244L48 243V241H45V240H49L51 238H56L57 239V243L59 244V242L61 243H65L66 245L68 244V242H71V241H74L73 240V237L74 235L77 233V227H76V224H77V214L76 213H73L76 214L75 216H72L70 214L69 211H67L68 209L65 208L66 207V198L65 196H62V195H59L60 192ZM109 191V190H108ZM124 191V190H123ZM178 191V190H177ZM183 191V190H181ZM184 192V191H183ZM199 192V190H198ZM201 192V191H200ZM205 192V191H204ZM49 193V191H48ZM99 193V192H98ZM106 193V192H105ZM186 193V192H185ZM194 193V192H193ZM216 193V192H215ZM62 194V193H61ZM112 194V193H111ZM218 194V193H217ZM104 194H102L103 196ZM181 195V194H180ZM206 195V194H205ZM215 195V194H214ZM213 195V196H214ZM223 195V194H222ZM39 196L36 195V197ZM154 196V195H153ZM160 196V195H159ZM161 196V197H162ZM182 196V195H181ZM180 196V197H181ZM179 197V198H180ZM192 197V196H191ZM218 197V195H217ZM142 198V197H141ZM185 198V196H184ZM10 199V198H9ZM46 202L45 204H43V200ZM153 199V198H152ZM162 199V198H161ZM166 199V198H165ZM189 199V198H188ZM195 199V198H194ZM148 200V199H147ZM151 200V199H150ZM157 200V199H156ZM167 200V199H166ZM171 200V199H170ZM175 200H176V197H175ZM179 200V199H178ZM154 201V200H152ZM164 201V200H163ZM162 201V202H163ZM180 201V200H179ZM179 201H176V202H179ZM193 201V200H192ZM103 202V201H102ZM157 202V201H156ZM172 202V201H171ZM175 202V203H176ZM187 202V201H186ZM190 202V201H189ZM202 202V201H201ZM218 202V201H216ZM222 202V200H221ZM220 202V204H221ZM224 202V201H223ZM17 203V202H16ZM23 203V202H22ZM193 204V202H191ZM15 204V203H14ZM14 204H9V212L12 211L13 214L17 213L18 211H15V207L16 205ZM154 204V202H153ZM178 204V203H177ZM24 207L23 208H26L28 209V206L29 204H23ZM51 205V206H49ZM68 205V204H67ZM104 205V204H103ZM150 205V204H149ZM157 205V204H156ZM182 205V204H181ZM191 205V204H190ZM203 205V204H201ZM216 205H219L216 203ZM100 206V205H99ZM153 206V205H152ZM187 207L189 205H186ZM193 206V205H192ZM226 206V205H225ZM31 207V206H30ZM104 207V206H103ZM145 207V206H144ZM155 207V205H154ZM180 207V205H179ZM185 207V206H184ZM222 207H223V204H222ZM8 208V207H7ZM40 208V209H39ZM149 208V207H148ZM183 208V207H182ZM219 208V207H218ZM217 208V209H218ZM221 208V207H220ZM219 208V209H220ZM33 209V208H31ZM67 209V210H66ZM78 209V208H77ZM146 209V208H145ZM164 209V208H162ZM180 209V208H178ZM74 210V209H73ZM107 210V208H106ZM105 210V211H106ZM113 210V209H112ZM153 210V209H152ZM202 210V209H201ZM223 210V209H221ZM24 211V210H23ZM26 211V210H25ZM79 211V210H78ZM99 211V210H98ZM98 211H95L94 213H98ZM102 211H103V208H102ZM116 211V210H115ZM178 211V210H177ZM185 211H186V208H185ZM211 211V210H210ZM72 212V211H71ZM111 212V211H110ZM117 212V211H116ZM121 212V211H120ZM174 212V211H173ZM191 212V211H190ZM212 212V211H211ZM31 213L29 211V209L27 210V214ZM165 213V212H164ZM23 214V213H22ZM63 214V216H62ZM146 214V213H145ZM31 216V214H29ZM34 215V214H33ZM36 215V214H35ZM175 215V214H174ZM159 216V215H158ZM182 216V214H181ZM187 216V215H186ZM76 217V218H75ZM87 217V216H86ZM143 217V216H142ZM178 217V216H177ZM180 217V216H179ZM188 217V216H187ZM245 217V216H244ZM30 218V217H29ZM44 218V217H43ZM175 218V217H174ZM190 218V217H189ZM203 218V217H202ZM27 219V218H26ZM108 221L109 220H113V217H111V215H109V217H107ZM128 219V218H127ZM177 219V218H176ZM175 219V220H176ZM190 220V219H189ZM12 221V220H11ZM35 221V220H34ZM188 221V220H187ZM186 221V222H187ZM37 222V221H36ZM100 222V221H99ZM104 222V221H103ZM112 223V221H110ZM173 222V220H172ZM171 222V223H172ZM184 222V221H183ZM97 223V222H96ZM115 223V222H114ZM113 223V224H114ZM199 223V220L198 221H194L193 222V226H198ZM37 225V224H36ZM96 225V224H95ZM131 225V224H130ZM186 225V224H185ZM134 226V225H133ZM145 226V225H144ZM131 227V226H130ZM129 227V229H130ZM146 227V226H145ZM17 228V227H16ZM133 228V227H132ZM195 228V227H194ZM88 229V228H87ZM93 229V228H92ZM128 229V228H127ZM147 229V228H146ZM101 230V229H100ZM126 230V229H125ZM133 230V229H132ZM95 235L97 234V232L95 230H93ZM93 231L91 233H93ZM129 231V230H128ZM264 231V230H263ZM86 232V231H85ZM90 232V229L89 231ZM88 232H86V234L88 235ZM100 233V232H99ZM98 233V234H99ZM106 233V232H105ZM111 233V234H110ZM133 234V232H132ZM147 234V233H146ZM84 235V234H83ZM107 235V234H106ZM139 235V234H138ZM109 236H110V239H111V242L110 244L112 243V247L113 246H116L118 242H124L123 240V229L122 228H119L118 226H113V225H109ZM134 236V235H133ZM88 237V236H87ZM238 237V236H237ZM63 239V240H62ZM76 239V238H75ZM97 239V238H96ZM131 240V238H130ZM125 241H126V238H125ZM192 243L194 245H196L197 241L194 240V239H191ZM133 242V240H132ZM160 242V241H159ZM33 243V242H32ZM57 243L55 244V246L57 245ZM72 243V242H71ZM126 243V242H125ZM130 243V242H129ZM246 243V242H245ZM248 243V242H247ZM99 244V243H98ZM122 244V243H121ZM157 244H158V241H157ZM138 245V244H137ZM201 245V244H200ZM94 246V245H93ZM25 247V246H24ZM33 247V246H32ZM76 247V246H75ZM96 247V245L94 246ZM54 248V247H53ZM108 248V247H107ZM90 249V248H89ZM109 249V248H108ZM171 249V248H170ZM19 250V249H18ZM70 250V249H69ZM87 250V248H86ZM122 250V249H121ZM169 250V249H168ZM82 251V250H81ZM93 251V250H92ZM123 251V250H122ZM160 251V250H159ZM167 251V250H166ZM119 252V251H118ZM168 252V251H167ZM75 254L78 253V252H74ZM84 253V252H83ZM97 253V252H96ZM243 253V251H242ZM247 254V252H245ZM68 254V253H67ZM72 254V253H71ZM103 254V253H102ZM120 254V253H119ZM157 254V253H156ZM169 254V253H167ZM177 254V253H176ZM174 254V255H176ZM106 255V254H105ZM125 255V254H124ZM171 256V255H170ZM239 256V255H238ZM75 257V256H74ZM81 257V256H80ZM83 257V255H82ZM166 257V256H164ZM174 257V256H173ZM172 257V258H173ZM101 258V257H100ZM229 258V257H228ZM5 259V258H4ZM3 259V260H4ZM46 259V258H45ZM80 259V258H79ZM164 259V258H163ZM169 260V259H168ZM174 260V259H173ZM213 261V260H212ZM241 261V260H240ZM21 263V262H20ZM65 263V262H64ZM171 264V263H170ZM178 264V263H177Z\"/></svg>", "mask_w": 264, "mask_h": 264}, {"label": "crops", "instance_id": "3", "mask_svg": "<svg viewBox=\"0 0 264 264\" xmlns=\"http://www.w3.org/2000/svg\"><path fill=\"white\" fill-rule=\"evenodd\" d=\"M127 6H128V2L126 3L125 8H122L121 9V13H120V16L122 15L120 17L121 21H123L122 20L123 19L122 18L123 17V13L126 10V7ZM115 19L116 20H119L117 18H115ZM116 20H115V22H117ZM124 22L127 23V18L124 20ZM97 81H99V80H97ZM92 86L93 85H91V91H92L93 94H96L95 91H94V89L92 90ZM83 91H85V90L83 89ZM106 93L107 92H104L103 97H102L103 98V102L105 103V108L103 106L104 110L102 111V114H96V115H94L95 118L97 117L96 119H98V122H101L102 119H103L104 123H102V122L99 123L96 128L93 127L89 131L85 130V126H86L85 125L84 126V130L82 132H80V131L77 130V129L80 128V126L78 125V123L70 122L71 125H69L68 119H66V118L62 119L61 118L62 120H65V121H61L63 124H64V122L67 121L66 122V125L67 126L61 132V135H62L63 138L65 136H67V134H69L70 131H78L80 134H83L85 136H89L91 133H94L95 131H98L99 132V134H97L96 136L100 135V133L107 132L106 125L108 124V122H106V119H107V117L109 115H111L110 108H111V105H112V99H111V95L106 94ZM87 95H88V93H87ZM109 104H110V107H109ZM55 105H58V104H55ZM102 116H104V117H102ZM111 119H112V116H111ZM67 128H69V129H67ZM59 130L60 129H57L56 130V133ZM49 131L50 130H48L45 127V128H42V131H39V132L40 133L42 132V133L45 134V133H47ZM38 143L39 144L41 143L42 147H44L41 141L38 142ZM104 143H105L104 141L101 144L99 142H97V144H93V145H96V147L99 148V146L103 147L105 145ZM10 145L17 146L22 151L21 155L18 154V153H20V150H18L15 147H12ZM30 146H31V144H29V143H27L25 145H21L18 140L12 141V140L9 139V142H6V141H4L3 143L0 142V186L1 185H6L7 183H12V184L13 183H16V181L18 180L17 179L18 175L30 176L32 173H34L33 170H32V167H33V165H35L34 164L35 158H38V157L37 156H33L32 151H31V155L23 152V150H26V147H29L30 148ZM33 147H36V146H33ZM38 147L41 150L42 147L41 146H38ZM87 147H90L91 148V145L90 146H87ZM33 149L34 148H32V147L30 148V150H33ZM17 154L20 155V158L17 157ZM38 155H40V152L38 153ZM17 159L19 160V163H17ZM40 171L41 170H37L36 173H39ZM36 177H38V178H36ZM32 178L35 179L36 181L37 180H41V181L43 180V181H45V179L44 178H40V176H35V178L34 177H32ZM32 178H28V179L25 178V179H22V180H25L26 181V180H30ZM30 196H32V195L29 193L28 190H26V191H24V195H21L20 198L21 197H25L27 200L28 199L32 200V197H30ZM1 203L2 204L0 205V216L2 215L3 217H0V220H3L4 218H6V214L9 211V208H10L9 207V204H11V201L10 202H7V204H5V202H1Z\"/></svg>", "mask_w": 264, "mask_h": 264}]
</instances>
